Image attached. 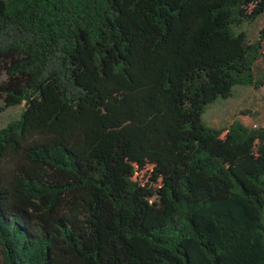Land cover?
<instances>
[{"label": "trees", "instance_id": "1", "mask_svg": "<svg viewBox=\"0 0 264 264\" xmlns=\"http://www.w3.org/2000/svg\"><path fill=\"white\" fill-rule=\"evenodd\" d=\"M264 0H0V264H264ZM1 75L4 78L1 79Z\"/></svg>", "mask_w": 264, "mask_h": 264}, {"label": "rangeland", "instance_id": "2", "mask_svg": "<svg viewBox=\"0 0 264 264\" xmlns=\"http://www.w3.org/2000/svg\"><path fill=\"white\" fill-rule=\"evenodd\" d=\"M264 25V13L251 23H244L239 30H243L246 40L252 42L258 37V31ZM264 66V57L262 56L256 62L255 67ZM4 75H1V79ZM252 88L244 85H235L232 88L231 95L226 98H217L210 102L205 112L202 114V120L211 127H223L238 119L247 126H255L264 122V102L253 101L249 93ZM0 102V127L8 121L17 118L23 109V103L20 105L1 108Z\"/></svg>", "mask_w": 264, "mask_h": 264}]
</instances>
